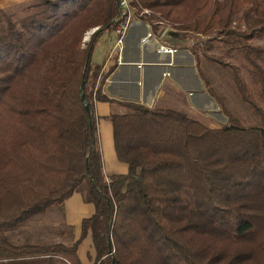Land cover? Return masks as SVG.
Wrapping results in <instances>:
<instances>
[{
	"label": "trees",
	"instance_id": "16d2710c",
	"mask_svg": "<svg viewBox=\"0 0 264 264\" xmlns=\"http://www.w3.org/2000/svg\"><path fill=\"white\" fill-rule=\"evenodd\" d=\"M129 4L153 34L217 32L186 47L226 124L210 127L166 100L147 107L101 93L114 63L100 71L91 55L116 0L0 8V264H82L86 237L93 264H264V45L253 43L264 38V0ZM201 65L225 73L250 117L226 105ZM96 101L122 109L107 119L125 173L103 174ZM75 192L93 207L78 238L14 240L15 229Z\"/></svg>",
	"mask_w": 264,
	"mask_h": 264
},
{
	"label": "crops",
	"instance_id": "0c3cea01",
	"mask_svg": "<svg viewBox=\"0 0 264 264\" xmlns=\"http://www.w3.org/2000/svg\"><path fill=\"white\" fill-rule=\"evenodd\" d=\"M29 1L31 0H0V8H8ZM146 33H151L154 38H146L142 41L141 39ZM154 35L155 34L152 33L149 25L138 17L133 21L126 32L119 60H117L116 57L115 60H113V58L109 56L111 45L106 47L100 62L93 61L94 51L92 52L91 62L93 64L102 63L101 69L104 70L114 63L112 71L106 77L101 86V93L114 101H132L141 103L147 107L153 106L158 100H166L174 103L177 98L184 101V103L189 105L190 108L196 107L197 105L202 109L213 106L214 101L211 100L205 92L202 81L201 89L198 90L200 96L196 99L190 98L192 96L190 90H193V85H190L189 87L182 86V82L187 81L188 78H198L199 76L194 66V59L190 51L186 49L180 50L176 47L177 51L172 55L160 53L157 51V47L158 44L161 43L156 42V36ZM185 61L189 62V64H183ZM185 93L186 98L183 97ZM172 94H177L178 97L175 98ZM111 105L116 104L108 101H96L94 103L95 116L96 114H100V116L108 114ZM107 116L108 115H106V117ZM118 162L121 166L115 164L111 165H113L116 170H121L117 174L125 173L127 170L126 164L120 161ZM101 166L103 174L109 176L107 170L111 167L109 168L106 164L102 163V160ZM112 174L114 173H110V175ZM71 197L66 199L63 203L70 201ZM72 203L80 205V203H82L81 197L79 200H72L70 205H72ZM84 205H86L84 206V212H86L84 217H87L92 213L93 207L88 203H85ZM82 218L83 217L76 218L73 221L76 225L74 230L76 234L75 236L78 234L76 230L79 231V223Z\"/></svg>",
	"mask_w": 264,
	"mask_h": 264
},
{
	"label": "rangeland",
	"instance_id": "374dc122",
	"mask_svg": "<svg viewBox=\"0 0 264 264\" xmlns=\"http://www.w3.org/2000/svg\"><path fill=\"white\" fill-rule=\"evenodd\" d=\"M134 15L138 16L134 10ZM88 31V30H87ZM154 36H157L155 34ZM114 40V35L112 33V28L104 29L100 32L97 36L95 45H94V57L93 61L100 62L101 58L105 52L106 47L112 45ZM253 43L264 45V38H259L253 40ZM84 45V44H83ZM185 46V47H184ZM179 45L176 46L180 50L187 49L186 45ZM192 55V54H191ZM193 56V55H192ZM183 64H189V62H183ZM205 64V62H203ZM195 66V64H194ZM203 68V65H201ZM264 66V63H263ZM196 68V66H195ZM206 71V75L209 78V81L214 84V88L217 94L222 95L226 102V105L235 111L239 116L242 118L250 117L249 111L242 107L241 104L238 102L236 95L233 94L230 86L227 84L226 75L224 72H212L209 66L203 68ZM103 69L100 68V71ZM105 70V69H104ZM194 70V68H193ZM221 73V74H220ZM207 78V79H208ZM201 78L191 77L188 78L187 81L182 82L183 87H189L193 85V90H190L192 96L190 98L196 99L200 96L199 91L201 89ZM192 89V88H188ZM175 98H177V94H172ZM186 98V93L183 96ZM212 100V99H211ZM177 105L183 106L190 115L197 118L198 120L204 122L208 126L219 127L226 124L225 116L220 112L219 107L215 104L210 107H206L204 109L200 108L198 105L196 107L190 108L189 105H184V101L182 102L181 99L177 98L174 102ZM108 114L110 115L113 113H119L122 111L117 105H111L109 107ZM106 115L100 116L96 114L95 117V126H96V139L97 143L100 148L101 160L102 163L106 164L110 169H108L107 173H118L119 170H116L113 165L121 166L119 162L116 160L113 148L111 144L110 138V122L107 119ZM246 118V119H247ZM246 119H241L242 123L248 125L250 121H245ZM81 195L78 192H75L70 201L61 204L60 206H53L46 209L42 214H37L33 216L25 225H22L15 229L12 232L13 238L17 242L21 241H33V242H62V243H69L73 238H78L75 236V228L76 225L73 222L74 219L84 217L86 212H84V205L85 202L76 204L72 203V200L78 199ZM75 198V199H72ZM90 208V207H89ZM78 226V225H77ZM78 233V230H76ZM77 254L81 260L82 264H93V251L90 243L89 238H84L80 241L77 247Z\"/></svg>",
	"mask_w": 264,
	"mask_h": 264
},
{
	"label": "built area",
	"instance_id": "2783aa9c",
	"mask_svg": "<svg viewBox=\"0 0 264 264\" xmlns=\"http://www.w3.org/2000/svg\"><path fill=\"white\" fill-rule=\"evenodd\" d=\"M129 1L130 0H116L117 13L112 19L111 28L114 35V40L109 50V56H115L117 60H119L123 49V41L126 32L133 21L138 18L136 15H134L133 8L130 6ZM141 13L149 14V11L147 9H142ZM96 28L97 27H93L85 32L82 38V45L88 42L90 35L96 30ZM151 37H153L151 33H146L141 40L144 41L146 38ZM155 40L156 42L161 43H157L158 52L172 55L177 51L176 46L159 41L158 36L155 37Z\"/></svg>",
	"mask_w": 264,
	"mask_h": 264
},
{
	"label": "water",
	"instance_id": "95a60500",
	"mask_svg": "<svg viewBox=\"0 0 264 264\" xmlns=\"http://www.w3.org/2000/svg\"><path fill=\"white\" fill-rule=\"evenodd\" d=\"M159 41L174 46L179 45H197L210 41L217 36V32L214 31L208 35H202L189 30H179L171 27H165L158 33Z\"/></svg>",
	"mask_w": 264,
	"mask_h": 264
}]
</instances>
